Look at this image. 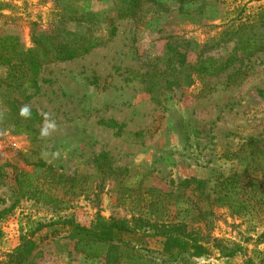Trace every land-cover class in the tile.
Masks as SVG:
<instances>
[{
    "label": "rangeland",
    "instance_id": "obj_1",
    "mask_svg": "<svg viewBox=\"0 0 264 264\" xmlns=\"http://www.w3.org/2000/svg\"><path fill=\"white\" fill-rule=\"evenodd\" d=\"M70 1L0 0V34L19 35L27 48L33 34L59 30L54 26L57 13ZM88 3L107 9L111 0ZM240 8L243 17H252L264 9V0H199L182 10L175 0H156L136 17L116 20L112 37H106L109 24L101 18L95 26L104 36L101 46L41 67L40 92L26 104L40 116L51 112L58 130L47 140L39 139L41 116L36 139L31 140L0 120V164H7L9 172H29L42 180V171L27 164L41 160L74 178V187L52 205L20 195L13 180L0 185V264L10 263L23 237L35 243L29 264H104L74 252L67 237V220L89 225L97 213L182 222L209 250L202 257L183 254L168 263L158 254L160 238H152L145 245L160 264H264V201L239 216L217 207L207 220L181 186L194 176L211 189L216 178L236 167L231 153L264 132V53L236 62L219 76L196 79L191 86H171L157 95L158 101L145 89L149 64L166 56L169 47L195 62L198 44L219 32ZM73 27L65 25L66 30ZM256 30L260 33L264 26ZM230 49L231 43L204 56L220 59ZM237 69L246 72L244 80L226 85ZM6 71L0 66L1 78ZM108 120L121 125L120 131L103 123ZM101 152L108 153L114 170H121L116 180H102L98 173L95 158ZM190 205L193 209L187 211ZM117 239L139 244L132 234L121 233ZM213 239L219 240L222 251L213 246ZM235 246L240 250L234 255H223Z\"/></svg>",
    "mask_w": 264,
    "mask_h": 264
},
{
    "label": "trees",
    "instance_id": "obj_2",
    "mask_svg": "<svg viewBox=\"0 0 264 264\" xmlns=\"http://www.w3.org/2000/svg\"><path fill=\"white\" fill-rule=\"evenodd\" d=\"M54 1L58 3V0ZM90 1L94 0H72L64 6L62 13L57 9L59 14L54 26L59 30L33 34L32 44L27 48L22 46L19 35L0 34V66L7 68L5 77H0V112L4 113L1 121L14 133L36 139L35 124L41 120V116L32 108V118L23 119L19 115V108L40 92L39 74L43 65L71 60L101 46L104 36L95 29L101 18L109 24L106 37H112L116 33V20L134 18L144 10H150L156 0H111L107 9L93 8V4H87ZM175 1L182 10L185 4L199 0ZM243 11L244 8L235 11L219 32L198 44L200 50L195 62L188 61L184 52L169 47L166 56L157 58L155 64H149L151 71L145 81V89L152 99L158 101L157 95L171 86H191L196 79L219 76L236 62H242L259 52L264 53V31L259 33L256 30L257 26H264V9L252 17H243ZM68 23L75 28L66 30ZM229 43L231 49L223 58L204 56L206 52ZM245 77L246 72L237 69L228 75L226 85H238ZM103 123L110 128L121 129V125L114 120ZM231 155L237 160L236 167L230 174L216 178L211 189L207 190L205 181L194 176L181 182L182 188L195 199L191 202L196 206L198 215L204 219L210 220L217 207H226L231 215L239 216L252 211L259 202L264 201V132L250 136ZM109 160L107 152H101L95 158L102 180H116L121 171L114 170ZM28 163L42 171V180L29 172H9L7 164H0V185L13 180L20 195L26 194L52 205L62 202L66 194L73 190L74 178L57 173L41 160H27ZM157 205H161L159 201ZM186 209L191 211L193 208L190 205ZM66 223L70 227L67 237L72 242V250L88 258L101 259L104 264H160L159 257L152 255L153 250L145 245L152 238H160L158 254L168 263L183 254L202 257L209 251L198 235L187 230L182 222H158V219L152 222L141 217L132 220L105 218L97 213L89 225L72 219ZM121 233L137 236L139 244L116 240ZM218 243V239H213V246L220 247L222 251L223 246ZM34 249L35 243L23 237L19 247L11 254L9 264L31 263ZM239 250L240 247L235 246L222 253L232 256Z\"/></svg>",
    "mask_w": 264,
    "mask_h": 264
},
{
    "label": "clouds",
    "instance_id": "obj_3",
    "mask_svg": "<svg viewBox=\"0 0 264 264\" xmlns=\"http://www.w3.org/2000/svg\"><path fill=\"white\" fill-rule=\"evenodd\" d=\"M19 115L23 119L32 118V106L30 104H24L19 108ZM43 123L39 128L38 138L41 140H47L52 136L54 132L58 130V124L54 115L51 112H42L41 113ZM4 118V113L0 112V120ZM55 156H59V153H54Z\"/></svg>",
    "mask_w": 264,
    "mask_h": 264
}]
</instances>
